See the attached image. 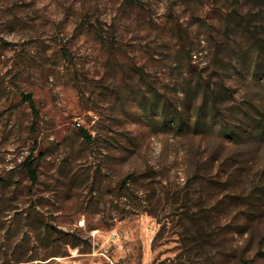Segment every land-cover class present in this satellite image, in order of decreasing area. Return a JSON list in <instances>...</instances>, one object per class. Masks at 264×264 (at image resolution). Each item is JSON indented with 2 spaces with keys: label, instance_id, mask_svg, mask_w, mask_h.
I'll return each mask as SVG.
<instances>
[{
  "label": "rangeland",
  "instance_id": "obj_1",
  "mask_svg": "<svg viewBox=\"0 0 264 264\" xmlns=\"http://www.w3.org/2000/svg\"><path fill=\"white\" fill-rule=\"evenodd\" d=\"M263 124L264 0H0V264H264Z\"/></svg>",
  "mask_w": 264,
  "mask_h": 264
},
{
  "label": "trees",
  "instance_id": "obj_2",
  "mask_svg": "<svg viewBox=\"0 0 264 264\" xmlns=\"http://www.w3.org/2000/svg\"><path fill=\"white\" fill-rule=\"evenodd\" d=\"M256 75V74H255ZM24 98L27 99L30 103V105L32 106V108L34 109L35 112H38V109H37V103H36V100L33 96L32 93H29V92H26L24 93ZM259 126V125H258ZM223 129L224 130H228L230 133H233V132H236L235 128H233L232 125H229L227 123H225L223 125ZM263 131H264V124H263ZM81 131H82V134L86 137V138H91L92 137V134L89 132L88 129L82 127L81 128ZM24 166H25V169L27 170L28 172V175L30 177V179L34 182L37 180L38 178V171H37V167H36V164H35V159L33 158V155L32 154H29L25 160H24Z\"/></svg>",
  "mask_w": 264,
  "mask_h": 264
}]
</instances>
